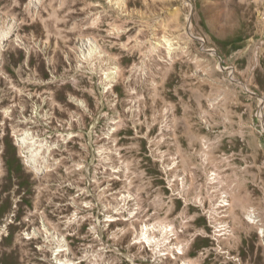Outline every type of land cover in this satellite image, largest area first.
Returning <instances> with one entry per match:
<instances>
[{
	"label": "rangeland",
	"instance_id": "rangeland-1",
	"mask_svg": "<svg viewBox=\"0 0 264 264\" xmlns=\"http://www.w3.org/2000/svg\"><path fill=\"white\" fill-rule=\"evenodd\" d=\"M263 234L264 0H0V264H264Z\"/></svg>",
	"mask_w": 264,
	"mask_h": 264
},
{
	"label": "bare ground",
	"instance_id": "bare-ground-1",
	"mask_svg": "<svg viewBox=\"0 0 264 264\" xmlns=\"http://www.w3.org/2000/svg\"><path fill=\"white\" fill-rule=\"evenodd\" d=\"M14 30H10L1 40V44L7 43L14 36ZM24 140V139H23ZM264 236V234H263Z\"/></svg>",
	"mask_w": 264,
	"mask_h": 264
}]
</instances>
